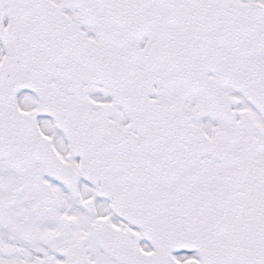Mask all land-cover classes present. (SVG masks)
<instances>
[{
    "label": "snow or ice",
    "instance_id": "obj_1",
    "mask_svg": "<svg viewBox=\"0 0 264 264\" xmlns=\"http://www.w3.org/2000/svg\"><path fill=\"white\" fill-rule=\"evenodd\" d=\"M0 264H264V0H0Z\"/></svg>",
    "mask_w": 264,
    "mask_h": 264
}]
</instances>
